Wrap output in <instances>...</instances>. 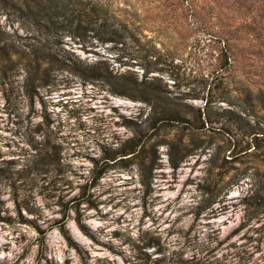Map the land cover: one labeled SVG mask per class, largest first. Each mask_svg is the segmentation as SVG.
<instances>
[{"label": "rangeland", "instance_id": "1", "mask_svg": "<svg viewBox=\"0 0 264 264\" xmlns=\"http://www.w3.org/2000/svg\"><path fill=\"white\" fill-rule=\"evenodd\" d=\"M92 1L123 32L53 40L80 72L0 10V264H264V0Z\"/></svg>", "mask_w": 264, "mask_h": 264}, {"label": "trees", "instance_id": "2", "mask_svg": "<svg viewBox=\"0 0 264 264\" xmlns=\"http://www.w3.org/2000/svg\"><path fill=\"white\" fill-rule=\"evenodd\" d=\"M0 10L4 12L11 11L21 22L25 29L31 33L37 42L46 39L50 43V49L47 54L35 51L34 55L39 56L36 59L38 65L71 62L79 72L82 70L80 64L69 57L63 56L54 50L53 40H58L61 36L76 38L82 42L89 38L102 40L103 42H117L122 37V28L114 23L109 16L108 11L101 5L92 0H0ZM112 36L104 40V37ZM52 43V44H51ZM223 51L224 58L222 65L214 74L215 95L219 94L222 102H226V97L230 96L231 81L226 77L230 71V45L226 42ZM62 57L63 60L57 58ZM246 90V91H245ZM249 91V87L242 92ZM127 96V95H123ZM148 103L151 109V117L159 119L160 123L179 121L181 114L176 110L167 109L162 103ZM209 102V99H207ZM262 118L264 119V101H262ZM200 122L203 126L210 123V118L205 112L199 110ZM264 144V132H255L252 138V144ZM101 175V174H100Z\"/></svg>", "mask_w": 264, "mask_h": 264}]
</instances>
